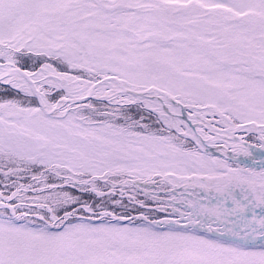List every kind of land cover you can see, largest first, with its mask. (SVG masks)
I'll use <instances>...</instances> for the list:
<instances>
[{
    "label": "snow or ice",
    "instance_id": "snow-or-ice-1",
    "mask_svg": "<svg viewBox=\"0 0 264 264\" xmlns=\"http://www.w3.org/2000/svg\"><path fill=\"white\" fill-rule=\"evenodd\" d=\"M0 175V264H264V0H0Z\"/></svg>",
    "mask_w": 264,
    "mask_h": 264
},
{
    "label": "rangeland",
    "instance_id": "rangeland-1",
    "mask_svg": "<svg viewBox=\"0 0 264 264\" xmlns=\"http://www.w3.org/2000/svg\"><path fill=\"white\" fill-rule=\"evenodd\" d=\"M0 182H3V176L2 175H0ZM0 190H3L2 189V183H0ZM139 198H141V199H145V197L143 196V195H141ZM256 213H257V215H259L260 214V209H256ZM249 219H251V217H249Z\"/></svg>",
    "mask_w": 264,
    "mask_h": 264
}]
</instances>
